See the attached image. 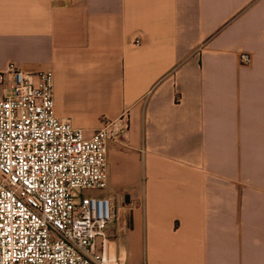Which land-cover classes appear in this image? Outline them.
<instances>
[{
	"label": "crops",
	"instance_id": "1",
	"mask_svg": "<svg viewBox=\"0 0 264 264\" xmlns=\"http://www.w3.org/2000/svg\"><path fill=\"white\" fill-rule=\"evenodd\" d=\"M10 64L51 73L86 137L128 117L107 146L110 259L264 264V0H0Z\"/></svg>",
	"mask_w": 264,
	"mask_h": 264
},
{
	"label": "built area",
	"instance_id": "2",
	"mask_svg": "<svg viewBox=\"0 0 264 264\" xmlns=\"http://www.w3.org/2000/svg\"><path fill=\"white\" fill-rule=\"evenodd\" d=\"M138 42L135 43L138 46ZM248 54L240 63H250ZM0 101V264H122L105 253L111 202L86 197L107 185V146L129 129L127 116L101 119L90 137L55 116L52 74L10 64ZM102 248L97 250V240Z\"/></svg>",
	"mask_w": 264,
	"mask_h": 264
},
{
	"label": "rangeland",
	"instance_id": "3",
	"mask_svg": "<svg viewBox=\"0 0 264 264\" xmlns=\"http://www.w3.org/2000/svg\"><path fill=\"white\" fill-rule=\"evenodd\" d=\"M84 195L86 197H98V198L99 197H103V198H106L107 191L105 189H103V190L85 191ZM111 205H112V208H113V210H114V212L116 214L115 207L113 206V204H111ZM116 209H117V206H116ZM116 216H117V214H116Z\"/></svg>",
	"mask_w": 264,
	"mask_h": 264
}]
</instances>
